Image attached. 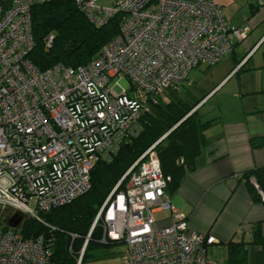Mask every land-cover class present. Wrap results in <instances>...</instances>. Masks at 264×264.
<instances>
[{"label":"built area","instance_id":"1","mask_svg":"<svg viewBox=\"0 0 264 264\" xmlns=\"http://www.w3.org/2000/svg\"><path fill=\"white\" fill-rule=\"evenodd\" d=\"M47 1L0 0V264H52L48 239L25 238L20 222L12 224L19 215L41 220L40 212L86 194L100 158L137 132L149 108L121 78L152 98L177 92L193 69L217 65L250 30L232 26L216 0H76L97 26L124 13L121 29L87 64L42 70L30 57L33 9ZM54 38H45L47 48ZM165 136L131 165L126 188L112 190L94 226L102 224L103 241L125 245L116 264H222L209 256L216 237L190 227L172 204L156 149ZM161 212L169 224L160 225Z\"/></svg>","mask_w":264,"mask_h":264},{"label":"trees","instance_id":"2","mask_svg":"<svg viewBox=\"0 0 264 264\" xmlns=\"http://www.w3.org/2000/svg\"><path fill=\"white\" fill-rule=\"evenodd\" d=\"M1 1L5 6L13 2ZM124 18L125 14L119 13L106 24L97 26L79 9L76 0H49L33 9L36 44L30 57L42 70L58 63L72 67L87 64L119 33ZM52 32L55 34L53 46L47 48L45 38ZM205 96L199 99L195 96L182 99L174 96L169 100L160 98L157 101L158 97H151V100L147 97L142 100L149 110L142 113L136 126L137 132L123 140L116 151L100 158L91 172V189L71 204L40 212L41 220L19 215V230L23 236H45L52 247V264H92L108 255L105 248L123 242L108 238L102 240V224L99 222L94 226L99 210L119 183L118 190L126 188L129 179L123 177L128 169L164 135L156 149L164 175L170 178L167 192L172 194L180 188L185 174L196 167V158L206 141L204 130L211 123L202 121L197 108ZM256 142L254 139L255 146ZM252 177L264 192V167L245 172L242 177L246 179L252 197L260 199L258 190L251 182ZM9 229L11 226L7 223L3 231ZM249 245L257 247L255 262L249 260ZM226 264H264L262 223L255 227L251 241L228 243Z\"/></svg>","mask_w":264,"mask_h":264},{"label":"crops","instance_id":"3","mask_svg":"<svg viewBox=\"0 0 264 264\" xmlns=\"http://www.w3.org/2000/svg\"><path fill=\"white\" fill-rule=\"evenodd\" d=\"M116 1L98 0V4L111 6ZM216 1L232 26L250 30L234 52L219 62H224L221 69L227 68V73L200 102L216 94L221 85L223 90L231 84L218 103V115L200 114L203 122L211 121L204 130L206 141L195 169L172 193V203L187 216L190 227L216 237L209 249L224 248L227 257L230 241L249 242L259 223L264 228V192L252 177L261 196L254 199L242 178L245 172L264 167V0ZM159 219L160 225L170 223L167 213ZM250 247L256 261L257 247L249 245V256Z\"/></svg>","mask_w":264,"mask_h":264},{"label":"rangeland","instance_id":"4","mask_svg":"<svg viewBox=\"0 0 264 264\" xmlns=\"http://www.w3.org/2000/svg\"><path fill=\"white\" fill-rule=\"evenodd\" d=\"M103 49V47L99 50V52ZM98 52V53H99ZM222 64L224 62L219 63L214 66L208 67L207 65H200L199 67L193 69L190 74L187 82L179 91H171L168 90L162 95H160L156 101L160 98L163 100H169L174 96H178L179 98H184L186 96H195V98H202L205 94H208L221 80L225 77L227 73V68L221 69ZM120 85L126 89L129 94L133 97L139 99H152L151 96L147 95L143 90L140 88L135 87L131 81L127 77H123L119 80ZM114 83V81H113ZM231 86V84L227 85L223 90H221L222 85L215 90V93L212 97H208L204 100L199 106H201L200 114H202L205 118L214 117V115H218L219 111V101L225 95L224 92ZM221 90V91H220ZM150 97V98H149ZM155 102V101H154ZM154 104V103H153ZM125 176V175H124ZM123 180V179H122ZM171 199H172V194ZM173 204V203H172ZM166 214V212H162L157 215L158 218ZM257 251V249H255ZM105 252L108 253L106 256H102L100 259L92 262V264H116L119 263L124 255H125V245L119 244L115 246H111L110 248H105ZM254 249L250 247V262H254L256 259V255H254ZM210 256L215 257L218 259L222 264L227 263L226 251L224 248H217L214 251L212 248L209 249Z\"/></svg>","mask_w":264,"mask_h":264},{"label":"water","instance_id":"5","mask_svg":"<svg viewBox=\"0 0 264 264\" xmlns=\"http://www.w3.org/2000/svg\"><path fill=\"white\" fill-rule=\"evenodd\" d=\"M17 216H18V215H17ZM19 221H20V220H18L17 222H15V223L12 224V225H17ZM85 247H86V245H85ZM85 247H84L83 251L85 250ZM80 262H81V261H80Z\"/></svg>","mask_w":264,"mask_h":264}]
</instances>
